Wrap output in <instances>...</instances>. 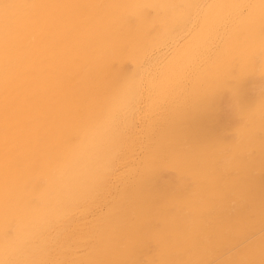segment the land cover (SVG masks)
<instances>
[{"label": "bare ground", "instance_id": "6f19581e", "mask_svg": "<svg viewBox=\"0 0 264 264\" xmlns=\"http://www.w3.org/2000/svg\"><path fill=\"white\" fill-rule=\"evenodd\" d=\"M0 11V264H264V0Z\"/></svg>", "mask_w": 264, "mask_h": 264}, {"label": "snow or ice", "instance_id": "6c2138e0", "mask_svg": "<svg viewBox=\"0 0 264 264\" xmlns=\"http://www.w3.org/2000/svg\"><path fill=\"white\" fill-rule=\"evenodd\" d=\"M14 7V0H0V11L9 10Z\"/></svg>", "mask_w": 264, "mask_h": 264}]
</instances>
